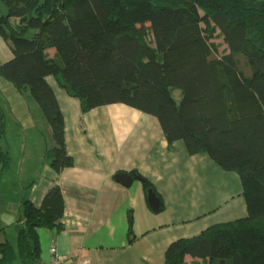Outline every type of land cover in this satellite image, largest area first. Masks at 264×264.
<instances>
[{
	"label": "trees",
	"instance_id": "1",
	"mask_svg": "<svg viewBox=\"0 0 264 264\" xmlns=\"http://www.w3.org/2000/svg\"><path fill=\"white\" fill-rule=\"evenodd\" d=\"M0 4L6 8L0 7V37L12 51L0 65V76L39 105L53 132L48 153L57 172L74 162L47 76L80 101L82 113L122 103L154 115L169 146L183 140L190 154L206 153L240 176L247 216L173 241L164 264H184L187 255L208 264H264V0ZM217 30L228 47L222 56H214ZM237 53L247 59L250 76L240 70ZM6 131L0 104V185L12 161L2 145ZM143 182L145 189L151 187ZM64 210L59 185L49 189L40 206L24 199L15 244L0 245V264H37L39 229H62Z\"/></svg>",
	"mask_w": 264,
	"mask_h": 264
},
{
	"label": "crops",
	"instance_id": "2",
	"mask_svg": "<svg viewBox=\"0 0 264 264\" xmlns=\"http://www.w3.org/2000/svg\"><path fill=\"white\" fill-rule=\"evenodd\" d=\"M47 52L54 57V48ZM46 80L63 113L66 150L74 164L57 172L48 150L41 156L32 151L14 169L11 157L0 185V245L15 244L21 202L40 206L54 185L63 193V228L39 229L37 264H53V246L65 264H164L173 241L247 216L240 176L206 153L190 154L183 140L169 146L157 117L122 103L82 113L77 98L53 76ZM44 128L53 137L51 126ZM27 147L21 143L18 149ZM123 172L142 179L125 186L115 179ZM144 179L161 201L158 211L148 202ZM184 264L208 261L187 255Z\"/></svg>",
	"mask_w": 264,
	"mask_h": 264
},
{
	"label": "rangeland",
	"instance_id": "3",
	"mask_svg": "<svg viewBox=\"0 0 264 264\" xmlns=\"http://www.w3.org/2000/svg\"><path fill=\"white\" fill-rule=\"evenodd\" d=\"M1 10L6 8L1 5ZM217 36L213 39L216 49L214 56H222L228 52L227 44L219 30L216 31ZM12 57V51L9 43L0 37V65ZM240 70L246 75L252 74V69L247 59L240 53L235 55ZM243 58V59H242ZM244 69V70H243ZM179 97L180 92H175ZM0 104L5 112L8 129L4 140V147L10 151L13 158V168L19 166L22 162L24 153H38L42 155L47 150L50 151L54 143L53 137L44 126H48L47 119L43 116L41 109L34 98L28 93H20L16 88L2 76H0ZM28 145L27 151L25 149L20 151L18 149L20 144ZM25 148V147H24ZM36 153V154H37ZM35 155V154H34ZM51 159L52 156L50 155ZM32 163V162H31ZM30 164V162L28 163ZM10 191V188L8 189ZM12 192V187H11ZM14 193V192H12ZM13 196H16L13 194Z\"/></svg>",
	"mask_w": 264,
	"mask_h": 264
},
{
	"label": "water",
	"instance_id": "4",
	"mask_svg": "<svg viewBox=\"0 0 264 264\" xmlns=\"http://www.w3.org/2000/svg\"><path fill=\"white\" fill-rule=\"evenodd\" d=\"M115 179L118 182H121L122 184H124L125 186H130L135 179L141 180L142 177H140L137 174L130 175L128 173L123 172V173L117 174L115 176ZM147 199L153 210L158 211L161 208V201L159 197L157 196V194L155 193V191L153 190V188H149L147 190Z\"/></svg>",
	"mask_w": 264,
	"mask_h": 264
},
{
	"label": "built area",
	"instance_id": "5",
	"mask_svg": "<svg viewBox=\"0 0 264 264\" xmlns=\"http://www.w3.org/2000/svg\"><path fill=\"white\" fill-rule=\"evenodd\" d=\"M53 264H65L63 257L57 252L56 247H51ZM81 264H89L88 262H83Z\"/></svg>",
	"mask_w": 264,
	"mask_h": 264
}]
</instances>
